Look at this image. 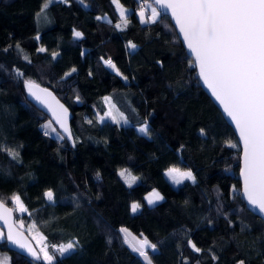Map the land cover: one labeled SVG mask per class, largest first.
<instances>
[{
  "label": "trees",
  "instance_id": "obj_1",
  "mask_svg": "<svg viewBox=\"0 0 264 264\" xmlns=\"http://www.w3.org/2000/svg\"><path fill=\"white\" fill-rule=\"evenodd\" d=\"M137 1L119 0L129 22L117 28L112 0H53L40 17L44 0H0V200L18 229L35 224L49 248L79 241L59 264H145L121 227L158 245L148 250L153 264H264V224L241 198L235 135L200 87L169 18L141 23ZM25 80L49 87L68 108L70 142L56 125L59 137L44 134L49 117L27 97ZM104 95L123 114L119 124L98 120ZM145 122L150 135L136 130ZM168 167L191 170L195 182L172 187L163 177ZM120 170L137 176L131 187ZM152 189L164 199L147 205ZM13 195L27 211H16ZM133 202L141 205L135 213ZM0 260L46 264L6 242Z\"/></svg>",
  "mask_w": 264,
  "mask_h": 264
},
{
  "label": "snow or ice",
  "instance_id": "obj_2",
  "mask_svg": "<svg viewBox=\"0 0 264 264\" xmlns=\"http://www.w3.org/2000/svg\"><path fill=\"white\" fill-rule=\"evenodd\" d=\"M52 2L53 0H44L41 10L36 14L37 17L44 14ZM63 2L68 3L69 0H63ZM78 2L87 6L85 0H78ZM112 3L119 8L122 18V23L117 24L116 27L127 26L129 22L127 10L123 8L119 0H112ZM154 4L165 11L170 10L183 34L187 48L194 54L195 64L199 68V77L222 105L223 111L234 122L243 145L241 168L243 195L252 209L264 216V0H154ZM161 14L156 7L151 8V15L147 19H145L144 7H141L138 13L141 23L156 22ZM96 19L100 20L103 17L98 16ZM73 34L77 38L83 35L79 31H74ZM128 47L135 49L136 45L129 42ZM39 51H45V49L41 48ZM55 55L56 53H53V56ZM104 63L110 68H116L111 59L104 60ZM75 71L76 69L73 68L72 72ZM17 73L23 75L18 70ZM69 75L71 73H65V76ZM24 84L29 94L47 105L55 116L56 122L65 132H68L67 109L47 89L40 88L30 80H25ZM105 100L109 101V98ZM104 115L117 124L124 119L122 113L117 116L112 110ZM100 119L103 121L104 117ZM125 123H127L126 120ZM51 125L52 121H48L41 127L51 128ZM51 131L55 132L56 129L51 128ZM139 131L144 135H150L147 122L140 127ZM44 134L50 133L45 131ZM200 134L205 135V129H200ZM60 138L63 139V137ZM230 146L237 145L230 143ZM8 151L13 160L19 158L18 151L10 149ZM165 174L176 185L185 180L193 182L196 180L191 170L182 171L178 167L168 168ZM119 175L126 179L129 187L137 179L134 176H126L124 170ZM44 196L50 202L55 199L51 189L45 191ZM11 199L19 211L28 210L19 195H13ZM145 199L149 205H152L163 200L164 197L153 189ZM140 207L141 205L136 202L130 205L133 213ZM11 215L12 210L0 200V220H3L8 228L7 233L0 229V242L17 246L30 256L33 262L42 260L46 264H59L60 257L75 252L80 247L79 241L76 240L69 241L67 244L52 245L54 251H49L47 245L41 246L37 251L16 229L11 222ZM32 228H35V224L30 226V230ZM119 231L124 234L125 243L134 252L143 257L147 264H153L148 250L156 252L157 244L143 236V233L140 234L143 237L140 239L133 236L127 228L121 227ZM40 239L43 240V237ZM188 244L194 252L202 251L190 239ZM212 259L215 261L218 257L213 253ZM0 264H5V261L0 260ZM234 264H246V260L239 259Z\"/></svg>",
  "mask_w": 264,
  "mask_h": 264
},
{
  "label": "water",
  "instance_id": "obj_3",
  "mask_svg": "<svg viewBox=\"0 0 264 264\" xmlns=\"http://www.w3.org/2000/svg\"><path fill=\"white\" fill-rule=\"evenodd\" d=\"M154 7H156L162 14H165L171 24L173 25L174 27V30H175V33L182 45V47L184 48L185 50V53L192 59V62H193V65H194V69H195V73H196V76H197V80H198V83L200 85V87L203 89V91L207 94V96L210 98V100L213 102V104L216 106V108L218 109V111L220 112V114L222 115V117L225 119V121L230 125L234 135H235V139H236V142H237V145H238V148H239V168H238V173H237V176H238V181H239V185H240V193H241V198L244 202V205L246 207V209L252 213L254 216L258 217L259 219H261V221L263 222L264 224V216H262L257 210H253L252 207L247 203L246 199L244 198V195H243V177L241 175V168L243 166V145H242V142L240 141V137H239V132L238 130L236 129L235 127V124L234 122L231 121L230 117L227 116V114L223 111V107L222 105L219 104V102L216 100V98L212 95L211 93V90L207 87L206 84H204L203 80L199 77V68L198 66L195 64V57H194V54L191 53V51L187 48V44L186 42L184 41V38H183V34L180 32L179 30V26L176 24L175 22V19L172 17L171 15V12L170 10H167L165 11L164 9H160V6L159 5H156L154 4V0H148ZM34 82V81H32ZM35 84L39 85L40 88L42 89H47L49 92L52 93V95L56 98V100L59 101L60 104H62L64 106V108L67 109V119H66V124H67V128H68V132H65L63 128L60 127V125L56 122V119H55V116L53 115L52 111L47 107V105L43 104L41 101L39 100H36L35 97L31 96L29 94V92L27 91L26 89V94H27V97L30 99V101H32L43 113H45V115H47L50 120L54 123V125H56L58 127V129L67 137L68 141L70 142L71 141V132H70V123H69V118H70V115H69V110L68 108L62 103V101L55 95V93L47 86H44V85H41L40 83H37V82H34ZM70 133V135H69ZM4 205L11 209L9 206H7L5 203ZM11 222L14 224V221H13V213L11 215ZM15 225V224H14ZM16 227V226H15ZM0 228L5 232L7 233V225L4 223L3 220H0ZM16 229L18 231H20L22 233V235L27 238L28 242L33 246L32 242L29 240V238L25 235V233L23 231H21L20 229H18L16 227ZM8 247L18 253V254H21L29 259L32 260V258L30 256H28L23 250L19 249L17 246L15 245H12L10 243H7ZM34 247V246H33ZM35 248V247H34ZM35 262H38V261H35Z\"/></svg>",
  "mask_w": 264,
  "mask_h": 264
},
{
  "label": "rangeland",
  "instance_id": "obj_4",
  "mask_svg": "<svg viewBox=\"0 0 264 264\" xmlns=\"http://www.w3.org/2000/svg\"><path fill=\"white\" fill-rule=\"evenodd\" d=\"M114 5H115L116 12L118 13L119 17H121V16H120V10H119V8L117 7L116 4H114ZM144 5H145V10H144V11H145V19H147V17L151 15V8L154 7V6H153L148 0H145V1H144ZM123 8H124L125 10H127V12H128V9H127L126 7L123 6ZM139 11H140V10H138V11L136 12V16H137L138 20L140 21V19H139V15H138ZM74 31H77V30H74ZM127 48L130 49V48L128 47V45H127ZM109 68H110V67H109ZM110 69L116 71V69H113V68H110ZM105 98H109V101H110V102H109V101H106ZM103 102H104V105H105L104 111H103L102 113L98 114V115H97V118H98L99 121H101L100 118L103 116V117H104V120H111V121H112V119H111L110 117H107V116H105L104 114H105L106 112L112 110V111H113V114L118 116V115L120 114V111L115 107V105H114L113 102L111 101L109 95H104V96H103ZM112 106H114V107H112ZM48 121H51L50 118H45V119L42 121V125H46ZM122 121H123V119H122L120 122H122ZM141 126H143V124H141V125H139V126L136 127V130H137L138 132H140L139 129H140ZM51 128H55L56 131H55V132H52V131H51ZM51 128H42V129H43L44 131H48V132L50 133L49 136H52V137H59V136L61 135L60 132H59V131L57 130V128L55 127V125H54L53 122H52ZM168 168H170V167H168ZM168 168H166V169L164 170V172H163V177L166 179V181H167L172 187L176 188V187H178L180 184H179V185L174 184V183L171 181V179L165 174ZM181 170L183 171V170H187V169H181ZM121 171H122V170H120V172H121ZM126 176H134V177L137 178V176L132 175V174H129V173H126ZM136 180H137V179H136ZM185 181H191V180H185ZM183 182H184V181H183ZM183 182H182V183H183ZM125 183L128 185V183L126 182V179H125ZM152 190H153V189H152ZM152 190H150L149 192H151ZM155 190H156V189H155ZM156 191H157V190H156ZM149 192H147V193L144 195V197H143V200H145V203H147L145 197L147 196V194H148ZM12 202H13V205H14V208L16 209V211H17L18 213L21 214L22 212L19 211V210L17 209V206H16L15 202H14L13 200H12ZM156 203H157V202H156ZM147 205H149V204L147 203ZM152 205H153V204H152ZM17 225L25 231L27 237H28L29 240L32 242L33 246L37 249V251L40 249L41 246H43V245H47L46 241L44 240L43 235H42L39 231H37L35 228H32V229L30 230V226L33 225L32 223H25V224H23V223L19 222V223H17ZM123 228H125V227H123ZM0 229H1V228H0ZM128 231H129V230H128ZM129 232H130L133 236H136L137 238H140V239L143 238V237H140V236H138V235H135V234L132 233L131 231H129ZM121 234H122V237H123L124 234H123V233H121ZM41 237H43V240L40 239ZM123 240H124V239H123ZM124 242H125V241H124ZM126 244H127V243H126ZM127 245H128V244H127ZM128 246H129V245H128ZM48 247H49V246H48ZM129 247H130V246H129ZM130 248H131V247H130ZM131 249H132V248H131ZM51 250L54 251V249H52V247L49 248V251H51ZM57 255H58V254H57ZM140 258L142 259V261H143L145 264H147V261H145V260L143 259V257L140 256ZM43 262H44V261H43ZM45 263H46V262H45Z\"/></svg>",
  "mask_w": 264,
  "mask_h": 264
},
{
  "label": "built area",
  "instance_id": "obj_5",
  "mask_svg": "<svg viewBox=\"0 0 264 264\" xmlns=\"http://www.w3.org/2000/svg\"><path fill=\"white\" fill-rule=\"evenodd\" d=\"M141 7H144V10H145L144 0H138L137 1V6L134 7V10L135 11H138V10L141 9Z\"/></svg>",
  "mask_w": 264,
  "mask_h": 264
},
{
  "label": "crops",
  "instance_id": "obj_6",
  "mask_svg": "<svg viewBox=\"0 0 264 264\" xmlns=\"http://www.w3.org/2000/svg\"><path fill=\"white\" fill-rule=\"evenodd\" d=\"M115 6V5H114ZM128 9V8H127ZM118 14V13H117ZM145 201V200H144ZM147 204V203H146ZM136 253V252H135ZM137 255H139L138 253H136Z\"/></svg>",
  "mask_w": 264,
  "mask_h": 264
}]
</instances>
